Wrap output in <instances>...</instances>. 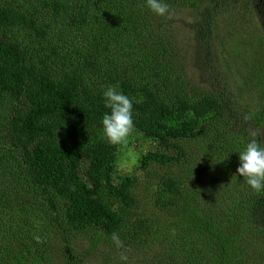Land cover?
<instances>
[{"label":"trees","instance_id":"trees-1","mask_svg":"<svg viewBox=\"0 0 264 264\" xmlns=\"http://www.w3.org/2000/svg\"><path fill=\"white\" fill-rule=\"evenodd\" d=\"M258 1L167 0L175 17L198 11L204 38L223 8L255 20ZM171 15L145 0H0V264H264V192L236 171L261 139L264 37L248 53L260 105L236 108L194 86ZM115 84L134 98L132 133L156 144L129 173L132 136L112 145L102 131ZM155 165L143 206L138 169Z\"/></svg>","mask_w":264,"mask_h":264},{"label":"rangeland","instance_id":"rangeland-1","mask_svg":"<svg viewBox=\"0 0 264 264\" xmlns=\"http://www.w3.org/2000/svg\"><path fill=\"white\" fill-rule=\"evenodd\" d=\"M256 5L257 8L253 10L257 15L255 20L251 16L244 19L243 15L236 17L237 10L232 16L227 7L223 8L215 24H220V29H215L213 22L210 30L206 31V38L201 33L199 35L203 21L195 9H182L180 13H176L177 17L173 13L166 23L167 29L174 33L181 63L187 66L188 77L194 86L231 92L236 108L248 106L252 110L259 107L261 93L255 80H250L249 65L252 57L248 53L251 52L255 40L264 37V0H259ZM175 18H178L177 22ZM256 24H260L261 31H254ZM247 78L248 81H245ZM131 136L133 143L122 148L120 153L119 165L124 173L135 171L133 166L141 155L140 150L156 148L155 143L146 141L141 135L131 133L129 138ZM138 172L141 175L139 192L142 205H150L155 182L164 173L163 169L155 165L151 172L140 169ZM90 260L93 264H108L98 256H93Z\"/></svg>","mask_w":264,"mask_h":264},{"label":"clouds","instance_id":"clouds-1","mask_svg":"<svg viewBox=\"0 0 264 264\" xmlns=\"http://www.w3.org/2000/svg\"><path fill=\"white\" fill-rule=\"evenodd\" d=\"M146 7L155 15L169 17L170 4L167 0H145ZM105 112L102 118L103 135L112 145L127 143L135 129L134 98H130L119 84L109 85L102 93ZM237 173L243 177L246 184L256 193L264 192V140L250 139L243 150L239 152ZM39 241V238H37ZM117 246L121 245L118 235H113ZM126 255L121 260L127 261Z\"/></svg>","mask_w":264,"mask_h":264},{"label":"water","instance_id":"water-1","mask_svg":"<svg viewBox=\"0 0 264 264\" xmlns=\"http://www.w3.org/2000/svg\"><path fill=\"white\" fill-rule=\"evenodd\" d=\"M261 139L264 140V120H263V125L261 127Z\"/></svg>","mask_w":264,"mask_h":264}]
</instances>
